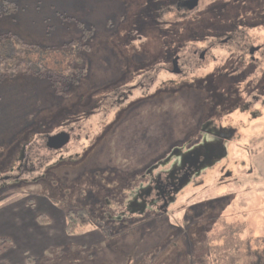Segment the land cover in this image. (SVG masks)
Listing matches in <instances>:
<instances>
[{"label": "rangeland", "instance_id": "374dc122", "mask_svg": "<svg viewBox=\"0 0 264 264\" xmlns=\"http://www.w3.org/2000/svg\"><path fill=\"white\" fill-rule=\"evenodd\" d=\"M11 1L18 9L0 14V52L21 54L17 38L37 48L22 53L35 73L0 82V264L24 257L35 264H188V242L206 225L212 246L242 241L243 259L264 264V64L239 73L228 46L184 74L163 69L175 54L191 56L189 47L238 25L242 2L257 16L252 24L264 27L258 0H220L217 11L207 7L216 0H203L190 17L172 16L164 8L170 0ZM250 36L263 42L264 28ZM71 71L79 82H64V94H56L49 76ZM223 95L229 102L219 116L199 104ZM246 101L254 102L250 113L232 112ZM209 122L211 130L236 133L218 144L205 131ZM62 131L70 143L49 150L46 137ZM213 142L223 144L224 157L165 202L153 189L144 207L131 208L141 189L166 182L170 168L178 181L185 154ZM23 155L29 163L20 171ZM204 204L195 215L203 222L188 226L191 210ZM68 208L84 209L89 220L77 236H62ZM40 216L53 224L41 225ZM55 240L61 251L42 259L45 241Z\"/></svg>", "mask_w": 264, "mask_h": 264}, {"label": "trees", "instance_id": "16d2710c", "mask_svg": "<svg viewBox=\"0 0 264 264\" xmlns=\"http://www.w3.org/2000/svg\"><path fill=\"white\" fill-rule=\"evenodd\" d=\"M17 9H18L17 3H14L11 0L10 1L8 0L0 1V14L1 15H9L11 13L16 12ZM87 32L88 34L91 33V31H87ZM17 40H18L17 46L19 48L22 47L21 49H23L20 51L22 53L25 52L27 54L28 49L30 47L37 48V45L35 46L29 45L26 42H22L20 38H17ZM86 47H89V46H86ZM6 48L9 49L8 46ZM22 53L17 54V55L13 54V56H10L8 54V50H3V52L2 51L0 52V82H2V79L4 81V80L13 79L14 77H17V76H24L25 74L35 73L34 61L29 60V58H27V55L25 54L22 55ZM59 74L57 72H54V75L49 76V79L53 81L52 82L53 86L51 87L54 89L56 94H61V93L64 94L63 89L66 88L64 86V82L68 80H70L71 82L73 81L75 84L79 82L78 78L75 77L72 71L68 75H63L62 73H59ZM78 74L82 76L85 73L83 70H81L80 72H78ZM60 77L63 80L60 79ZM234 95L236 97V94ZM234 95L231 97L234 99H237L234 97ZM226 96L227 95L214 96L217 102H213V101L210 102L206 99L207 97H200L199 104L200 103L204 104L205 106L204 109L206 110H209L210 108L212 109L213 108L212 106L216 107L215 114L219 116L221 113H223V109L227 108V105L226 106L224 105V102H229V100L226 99ZM185 155H186L185 158L183 156L184 158L183 160H185V162L187 163L188 168L191 169L192 167H194V164L197 163L198 161L202 162L200 164V167H201L204 164L210 163L214 159L224 157L225 148L222 147L220 149L219 148L217 149L215 147H212V145L204 143L201 146L194 148V150H190V152H188V154H185ZM214 156L215 158L212 159ZM162 160L163 159L159 161H162ZM173 171H174V168H170V172H173ZM184 184H186V181L182 180L180 187ZM208 205L210 206V203ZM211 206L214 208L216 207V204L211 205ZM196 208H199L201 210H197ZM205 208H206V204L196 206L195 208H193L191 212H193V210H195V212H193V216L191 217L192 221H190L187 225L188 226H191L194 224L198 225L197 223L203 222L201 220H196L195 215L197 214L200 215L201 211ZM65 219L67 221L65 232L68 236H77L80 231L86 229L87 226L89 225V220L86 216V212L84 209H81V208H77V209L68 208L65 213ZM37 220L40 222L41 225L50 224V221L45 216H40L38 217ZM203 226L205 225L202 224V227ZM197 227L199 228L198 235L195 237L194 241L189 240L188 242V248H187L188 264H250L251 263L252 259L250 258H248L249 260H246L245 258L243 259V256L239 254L241 251L242 241H238L236 243L229 242L223 245L212 246L210 241L208 240V236L210 234V227L207 225L204 228H200V226H197ZM72 248L73 250H76L75 246H73ZM172 256H176V259H177L176 262L180 263L181 261H183V257L180 254H174ZM170 261H171L170 259L165 260V262L163 261L161 262V264H171L172 262ZM254 262L255 260H253V263L251 264H254ZM35 263H37L35 258L27 257V264H35Z\"/></svg>", "mask_w": 264, "mask_h": 264}, {"label": "flooded vegetation", "instance_id": "af4514ba", "mask_svg": "<svg viewBox=\"0 0 264 264\" xmlns=\"http://www.w3.org/2000/svg\"><path fill=\"white\" fill-rule=\"evenodd\" d=\"M202 1L203 0H170L169 2H171V5L170 6L166 5L167 7L165 6L164 8H167L168 12L171 13L172 16L175 15L178 17H185V16L190 17L191 15L195 14L197 11H200L202 9V6H203ZM219 1L220 0H216L215 3H211L207 5V7L212 6L217 11L218 6H219V3H218ZM241 1H244V0H241ZM250 1H251V4L254 3L253 0H249V2ZM242 3H243L242 4L243 6H242V9L240 10L241 12L240 14H238V17L236 19L238 25H236L235 23V25L229 27L231 30H229L227 33L220 34L218 35L219 37L213 38V40H209V44L207 46H204V47H200V46L192 47L191 46V48L189 47L188 48L189 52L192 53L191 56H182L179 53H177V55L175 54V56L171 60L172 68H170L169 66H164L163 69L166 70L167 72H171V71L173 72L174 67L176 66L177 70L179 71L177 74H182V73L184 74L185 71L187 70V67L195 66L198 63H202L203 61H205L208 58V56L211 55L212 49L226 48L228 46H231V47L233 46L232 48L235 49L234 50L235 52L233 51L231 54V57L233 58V60L232 61L230 60L229 65H233L234 67H237L239 73H241L242 71H245L246 68L250 66L254 68V71H256L257 68L260 69V65L264 64V41L260 42L258 38L256 39V41L253 40L254 37L250 36V32H252L253 30L259 29V28H264V27H260L255 24H252L254 20L257 18V16H255L252 10L247 6L248 2H242ZM257 4L260 5L261 13L262 15H264V0H260V1L258 0ZM213 8L212 10H214ZM221 11H224V8H221ZM231 22H234V21H231ZM175 59H177L176 62H174ZM259 75H263V73L260 72ZM258 79H259V76H257L255 80L253 81L256 82ZM238 87H239V90L237 92H240V94H242L240 90L241 86L239 85ZM245 92L247 93V89L245 90ZM258 98L252 97L254 102H257L259 100ZM253 101H246L244 103L235 105V107L232 108L233 110L232 112H235V110L238 109L244 114L250 113V110L253 108V104H254ZM262 103L264 104V100L262 101ZM251 114L254 118H256V115H255L256 113L255 114L251 113ZM211 127H212V123L209 122L207 125H205V131H207V133H209L212 136L213 134L216 135L214 139H216L215 141H218V144L224 143L225 140H227L228 138H231L232 135L236 133V130L231 129V128L229 129L220 128V130L214 131V130H211L212 129ZM46 140H47V137H46ZM208 144L218 149V145L217 144L215 145L214 142L208 143ZM47 145H48V140L46 143V147L48 148ZM222 147H223V144L219 146V149ZM56 152H62V150L56 151ZM214 158L215 156L212 159ZM21 160L25 161V165L22 164V168L19 170L20 171H22L23 169L26 170L29 160L25 155H23ZM201 163H202L201 161H198L197 163L194 164V167H192L191 169L185 168L186 169L185 171L187 172H185V174L182 177H180L178 181L174 180V178L177 176V175H174L176 174L174 170L172 172L173 174L171 173V176H168V179L166 180V182L163 180L158 181L157 179L156 187L152 186L150 188L146 187V188L141 189L140 192H138L137 198L135 197V201L131 202V205H130L132 206L131 208L134 210L136 207H138V209L141 207H144L146 197L150 195L153 189L156 191V194L159 197V199L164 201L165 199L168 198L171 192L175 193L180 189L182 180H185V181L188 180L194 172L200 170L199 168L203 166L202 165L200 167ZM136 199H139L140 201L139 204H137L138 202Z\"/></svg>", "mask_w": 264, "mask_h": 264}, {"label": "water", "instance_id": "95a60500", "mask_svg": "<svg viewBox=\"0 0 264 264\" xmlns=\"http://www.w3.org/2000/svg\"><path fill=\"white\" fill-rule=\"evenodd\" d=\"M176 61H177V59H175L174 62H176ZM178 72L179 71L177 70V67L175 66L173 73L176 74ZM47 140H48L47 146H48L49 150L60 151L70 143L71 137H70V134L68 132L62 131L59 134L52 135L51 137H47Z\"/></svg>", "mask_w": 264, "mask_h": 264}, {"label": "crops", "instance_id": "0c3cea01", "mask_svg": "<svg viewBox=\"0 0 264 264\" xmlns=\"http://www.w3.org/2000/svg\"><path fill=\"white\" fill-rule=\"evenodd\" d=\"M61 219L62 218H60V221H61ZM49 220V219H48ZM63 223V226H62V236H64V237H67V234H66V232H65V228H66V219H64V221H62ZM51 224H53V222H51L50 221V225ZM35 240H37V239H35ZM62 241H60L59 242V244L61 243ZM44 248L41 250L42 251V253H41V256H43V258L42 259H45V254H46V252H52L53 250L55 251L58 247H59V245H58V243H57V240H55V241H53V242H46L45 241V243H44ZM59 249V248H58ZM26 257H24L23 258V261H22V264H27V262H26V260H27V258L25 259ZM34 258V257H33Z\"/></svg>", "mask_w": 264, "mask_h": 264}]
</instances>
